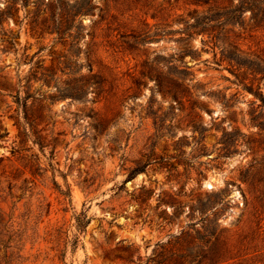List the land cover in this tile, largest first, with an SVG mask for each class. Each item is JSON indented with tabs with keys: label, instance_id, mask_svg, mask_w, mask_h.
<instances>
[{
	"label": "rangeland",
	"instance_id": "374dc122",
	"mask_svg": "<svg viewBox=\"0 0 264 264\" xmlns=\"http://www.w3.org/2000/svg\"><path fill=\"white\" fill-rule=\"evenodd\" d=\"M211 6L0 0V264H264V21Z\"/></svg>",
	"mask_w": 264,
	"mask_h": 264
},
{
	"label": "trees",
	"instance_id": "16d2710c",
	"mask_svg": "<svg viewBox=\"0 0 264 264\" xmlns=\"http://www.w3.org/2000/svg\"><path fill=\"white\" fill-rule=\"evenodd\" d=\"M216 3V0H213ZM222 6L208 8L198 22L200 25L207 24L211 21H221L223 24L234 26L242 25V14L246 10L249 11V20H252L255 26L260 25L264 21V0H219ZM196 4H209L210 0H194ZM217 5V4H215ZM214 5V6H215ZM230 49L224 53V57L228 62L237 68L245 67L252 72H257L259 67H253L247 58L243 57L242 51L236 45L229 44ZM84 86L67 87L59 91L58 98L70 96L80 98L84 92ZM55 98V97H54ZM263 100V99H262ZM40 140V139H39Z\"/></svg>",
	"mask_w": 264,
	"mask_h": 264
}]
</instances>
